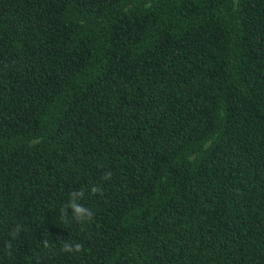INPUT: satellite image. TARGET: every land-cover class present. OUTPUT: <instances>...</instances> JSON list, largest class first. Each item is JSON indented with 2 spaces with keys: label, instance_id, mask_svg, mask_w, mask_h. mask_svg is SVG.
<instances>
[{
  "label": "trees",
  "instance_id": "trees-1",
  "mask_svg": "<svg viewBox=\"0 0 264 264\" xmlns=\"http://www.w3.org/2000/svg\"><path fill=\"white\" fill-rule=\"evenodd\" d=\"M0 264H264V0H0Z\"/></svg>",
  "mask_w": 264,
  "mask_h": 264
},
{
  "label": "clouds",
  "instance_id": "clouds-1",
  "mask_svg": "<svg viewBox=\"0 0 264 264\" xmlns=\"http://www.w3.org/2000/svg\"><path fill=\"white\" fill-rule=\"evenodd\" d=\"M108 178V177H106ZM92 193H97L100 191L99 188L93 187L91 189ZM83 192H74L71 194V199L67 205V208H70L72 210L73 216L77 221H83L85 218L91 219L92 217V212L89 211L87 208L82 206L81 204L77 203V198L82 197ZM44 246L48 247L47 241H44ZM10 247V245H9ZM63 251H81L82 250V245L79 243H76L75 245H72L70 243L65 242L64 247L62 249Z\"/></svg>",
  "mask_w": 264,
  "mask_h": 264
}]
</instances>
